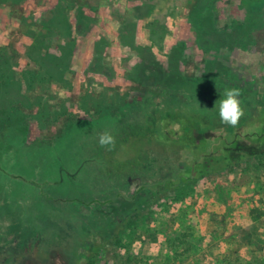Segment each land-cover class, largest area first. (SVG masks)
<instances>
[{"label": "rangeland", "instance_id": "rangeland-1", "mask_svg": "<svg viewBox=\"0 0 264 264\" xmlns=\"http://www.w3.org/2000/svg\"><path fill=\"white\" fill-rule=\"evenodd\" d=\"M1 48L0 264H264V156L155 186L264 102V0H0Z\"/></svg>", "mask_w": 264, "mask_h": 264}, {"label": "trees", "instance_id": "trees-1", "mask_svg": "<svg viewBox=\"0 0 264 264\" xmlns=\"http://www.w3.org/2000/svg\"><path fill=\"white\" fill-rule=\"evenodd\" d=\"M4 50L6 51V48L0 49L2 52ZM11 50L17 53L13 46ZM28 58L31 61L37 59L32 55H28ZM36 65L39 66V64ZM4 72H9V67ZM15 79L13 76L11 79H6L4 83L11 85L16 81ZM244 111L245 116L237 127H229L216 121L215 127L202 137L196 135L197 129H194L193 125L184 130L183 136L177 135V132H170V128H166L163 138L170 139L172 136L173 141L183 144V148L190 150L192 157L175 177L164 179L155 186L167 188L168 191L174 190L185 183L208 178L223 169L230 170L254 158L264 156V102L254 104L252 108L250 105H245ZM9 119L7 118L4 123H10ZM181 119L183 122L191 120L185 116ZM97 258L98 255L92 250L86 256L85 264H94Z\"/></svg>", "mask_w": 264, "mask_h": 264}, {"label": "clouds", "instance_id": "clouds-1", "mask_svg": "<svg viewBox=\"0 0 264 264\" xmlns=\"http://www.w3.org/2000/svg\"><path fill=\"white\" fill-rule=\"evenodd\" d=\"M221 95L222 99L215 102V108L218 106L221 123L229 127H237L245 116L240 100V90L236 88L225 89ZM98 142L102 148L109 151L114 150L116 146V138L108 131L99 135Z\"/></svg>", "mask_w": 264, "mask_h": 264}]
</instances>
